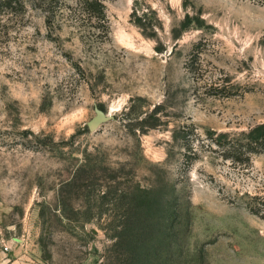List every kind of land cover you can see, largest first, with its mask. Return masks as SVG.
Masks as SVG:
<instances>
[{"label":"rangeland","instance_id":"1","mask_svg":"<svg viewBox=\"0 0 264 264\" xmlns=\"http://www.w3.org/2000/svg\"><path fill=\"white\" fill-rule=\"evenodd\" d=\"M4 1L0 264H125L132 208L136 264H264V4L107 0L105 37L76 0Z\"/></svg>","mask_w":264,"mask_h":264},{"label":"trees","instance_id":"2","mask_svg":"<svg viewBox=\"0 0 264 264\" xmlns=\"http://www.w3.org/2000/svg\"><path fill=\"white\" fill-rule=\"evenodd\" d=\"M14 0H5L4 3L11 4ZM107 0H76V13L81 15V18L95 20L98 23V28H102V34L105 37L109 35V22L107 14ZM264 4V0H256ZM48 11L51 15H55V8L53 5L49 7ZM101 31V30H100ZM256 134L252 135L249 147L264 145V125H260L254 131ZM148 200V206H149ZM139 208H132L127 213L126 221L121 225L118 235L116 237V245L123 248L125 254L130 257L124 260L125 264H136L140 260V244L146 240L151 234L150 214L153 209L147 208L139 210Z\"/></svg>","mask_w":264,"mask_h":264},{"label":"water","instance_id":"3","mask_svg":"<svg viewBox=\"0 0 264 264\" xmlns=\"http://www.w3.org/2000/svg\"><path fill=\"white\" fill-rule=\"evenodd\" d=\"M106 116L104 114V112L98 110L97 112V116L89 123V129L91 131H95L102 122H104Z\"/></svg>","mask_w":264,"mask_h":264}]
</instances>
